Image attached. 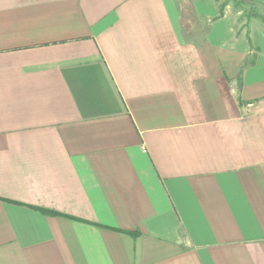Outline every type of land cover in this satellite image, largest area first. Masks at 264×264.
I'll return each mask as SVG.
<instances>
[{"label":"crops","instance_id":"1","mask_svg":"<svg viewBox=\"0 0 264 264\" xmlns=\"http://www.w3.org/2000/svg\"><path fill=\"white\" fill-rule=\"evenodd\" d=\"M221 4L0 0V264H264V23Z\"/></svg>","mask_w":264,"mask_h":264},{"label":"rangeland","instance_id":"2","mask_svg":"<svg viewBox=\"0 0 264 264\" xmlns=\"http://www.w3.org/2000/svg\"><path fill=\"white\" fill-rule=\"evenodd\" d=\"M227 2L232 4L233 13L236 17V20L238 21L237 22L238 25H246V24H249L251 20H253L254 17L252 19L251 18L248 19V12H249L250 6H252L254 2L251 3L249 0H245V1L244 0H239V1L238 0H222V3H227ZM255 21L261 24L264 23L258 20L257 18ZM185 29L187 33L190 30L189 26L188 27L186 26Z\"/></svg>","mask_w":264,"mask_h":264},{"label":"trees","instance_id":"3","mask_svg":"<svg viewBox=\"0 0 264 264\" xmlns=\"http://www.w3.org/2000/svg\"><path fill=\"white\" fill-rule=\"evenodd\" d=\"M227 3H222L220 8H221V12H220V15L219 16H223L224 15V11H225V6H226ZM253 17H256V18H259L261 20H264L263 16L259 13V11L257 9H251L249 12H248V18H253ZM39 209L40 211H42L44 214H49V215H59V213L55 212V211H52V210H49V209H43V208H37Z\"/></svg>","mask_w":264,"mask_h":264}]
</instances>
